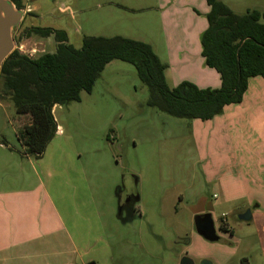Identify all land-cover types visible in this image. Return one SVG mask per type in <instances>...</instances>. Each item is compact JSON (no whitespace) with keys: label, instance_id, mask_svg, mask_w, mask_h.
<instances>
[{"label":"rangeland","instance_id":"rangeland-1","mask_svg":"<svg viewBox=\"0 0 264 264\" xmlns=\"http://www.w3.org/2000/svg\"><path fill=\"white\" fill-rule=\"evenodd\" d=\"M98 2L21 0L33 13L24 16L13 39L25 53L36 49V58L55 52L56 43L52 37L20 39L30 27L63 30L76 49L84 36L119 34L149 45L166 62L157 25L140 24L149 10L132 22L129 14H100ZM61 8H67L63 14ZM148 99L133 66L111 62L80 102L53 108L60 133L30 163L16 139L25 118L10 99L0 98V144L9 146L0 148V176L37 172L44 178L49 171L65 193L75 188L84 199L90 196L106 264H179L184 256L195 264H264V80H249L242 102L207 122L171 117L148 107ZM122 185L123 196L138 199L134 216L125 220L117 211ZM204 209L218 242L205 241L194 228L195 213ZM247 209L251 221H239Z\"/></svg>","mask_w":264,"mask_h":264},{"label":"trees","instance_id":"trees-1","mask_svg":"<svg viewBox=\"0 0 264 264\" xmlns=\"http://www.w3.org/2000/svg\"><path fill=\"white\" fill-rule=\"evenodd\" d=\"M10 1L23 9L20 0ZM206 4L209 12L207 28L200 36L201 56L205 66L219 75L218 89H200L187 81L170 88L166 65L142 42L84 36L76 49L63 30L26 29L20 39L52 37L56 49L34 59L14 50L0 69V98L10 99L16 115L25 118L16 132L23 156L36 160L42 157L57 132L53 108L80 102V94H90L113 61L133 66L149 91L147 106L171 117L207 122L226 107L240 104L249 80H264V13L251 10L236 14L220 0H206Z\"/></svg>","mask_w":264,"mask_h":264},{"label":"crops","instance_id":"crops-1","mask_svg":"<svg viewBox=\"0 0 264 264\" xmlns=\"http://www.w3.org/2000/svg\"><path fill=\"white\" fill-rule=\"evenodd\" d=\"M220 1L236 14L264 13V0ZM95 7L102 15L129 14L132 22L149 10L144 15L149 19L140 24L155 23L159 29L166 58L161 63L167 67L170 88L184 81L200 89L220 87L219 75L205 66L201 56L200 36L207 28L209 12L206 0H99ZM66 9L61 8V13ZM23 10L24 16L33 13L28 5ZM0 148L9 150L3 144ZM21 158L30 163L36 160ZM44 175L47 178L37 172L13 176L7 171L0 176V264H106L102 255L106 247L98 245L102 233L93 199L74 193L75 186L65 193L63 185L52 182L55 178L49 171ZM62 179L59 175L58 180Z\"/></svg>","mask_w":264,"mask_h":264},{"label":"water","instance_id":"water-1","mask_svg":"<svg viewBox=\"0 0 264 264\" xmlns=\"http://www.w3.org/2000/svg\"><path fill=\"white\" fill-rule=\"evenodd\" d=\"M24 17V10L17 9L10 0H0V69L6 58L17 47V42L13 39V32L19 27ZM237 219L242 222H250L252 219L251 209L237 215ZM193 224L197 234L205 241L215 243L219 241L214 228L211 214L196 215L193 217ZM179 264H195L187 256L180 259ZM201 264H210L204 261Z\"/></svg>","mask_w":264,"mask_h":264},{"label":"flooded vegetation","instance_id":"flooded-vegetation-1","mask_svg":"<svg viewBox=\"0 0 264 264\" xmlns=\"http://www.w3.org/2000/svg\"><path fill=\"white\" fill-rule=\"evenodd\" d=\"M123 191H124L123 185H122V187L117 189V198H118V203H117L118 209H117V211H118V217L121 220H125V219L131 218L134 216V213L136 210V208H135L136 202L138 201L137 197L133 194L126 193L123 196ZM201 201L202 200H199V203ZM205 214H210V211H208V210L206 211L205 209L200 210V211L196 212L194 216L205 215ZM214 228H215V226H214ZM220 229L224 230L225 228L220 227Z\"/></svg>","mask_w":264,"mask_h":264},{"label":"built area","instance_id":"built-area-1","mask_svg":"<svg viewBox=\"0 0 264 264\" xmlns=\"http://www.w3.org/2000/svg\"><path fill=\"white\" fill-rule=\"evenodd\" d=\"M16 50H17L20 54L25 55V56H27V57L30 58V59H34V58H35L34 55H35L36 52H37L36 49H32V50H30L28 53H25V52L23 51V49H22V46H20V45H17ZM90 264H92V263H90Z\"/></svg>","mask_w":264,"mask_h":264}]
</instances>
